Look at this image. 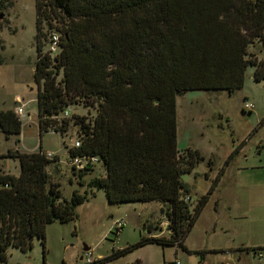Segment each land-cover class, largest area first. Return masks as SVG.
Segmentation results:
<instances>
[{
    "label": "trees",
    "instance_id": "1",
    "mask_svg": "<svg viewBox=\"0 0 264 264\" xmlns=\"http://www.w3.org/2000/svg\"><path fill=\"white\" fill-rule=\"evenodd\" d=\"M9 2L0 0V11ZM34 4L32 74L39 136L49 130L64 134L75 125L79 145L69 148V158L94 156L104 169L89 185L103 189L109 203L160 202L167 221V236H142L90 264H106L146 242L189 251L184 239L224 168L189 209L181 174L203 157L196 149L177 148L175 97L193 89L240 88L249 64L254 66V79H264V59L247 52L249 43L262 38L264 0H35ZM44 26L54 31L49 36H57L54 54L44 51ZM79 104L93 114L62 115L66 107ZM21 127L13 109L0 110V131L6 137L18 135ZM4 157L19 164L17 175L0 168V264H14L7 259L10 246L26 251L33 237L44 245L45 225L75 219V208L87 192L73 190L69 198L63 197L46 170L57 158L47 156L40 146L32 151L9 148L0 153ZM87 167L78 169L77 175L81 177ZM198 253L203 257V251ZM131 264L142 263L135 259Z\"/></svg>",
    "mask_w": 264,
    "mask_h": 264
},
{
    "label": "rangeland",
    "instance_id": "2",
    "mask_svg": "<svg viewBox=\"0 0 264 264\" xmlns=\"http://www.w3.org/2000/svg\"><path fill=\"white\" fill-rule=\"evenodd\" d=\"M35 0H10L0 11V110L23 104L25 116L18 135L0 131V153L9 148L41 150L57 159L47 165L48 179L58 182L60 193L69 198L73 190L86 193L76 206L73 220L51 221L45 225V242L33 237L26 251L10 246L8 262L14 264H73L89 246L96 258L113 249L133 245L142 236L168 235L162 203L156 201L109 203L103 189L89 185L104 169L92 162L79 177L68 155L77 140V127L70 125L60 134L49 130L38 134L36 84L33 80L35 55ZM44 51L51 49L53 30L45 26ZM50 31V32H49ZM55 35V34H54ZM247 52L264 59L262 38L249 43ZM254 66L247 65L242 87L193 89L175 97L176 144L178 149H196L203 157L190 172L181 174L188 190L189 209L207 193L216 173L224 168L216 187L209 193L184 244L136 245L106 264H264V79L255 80ZM244 100L251 107L244 106ZM72 115L90 117L92 109L83 105L66 107ZM61 117V116H59ZM16 139H19L16 141ZM236 152L228 159L234 147ZM228 163L225 164V160ZM211 160V166L209 165ZM0 168L17 175V159L0 158ZM124 219L116 229V221ZM150 227V231L147 229ZM44 247V248H43ZM203 251L204 255L198 253Z\"/></svg>",
    "mask_w": 264,
    "mask_h": 264
},
{
    "label": "built area",
    "instance_id": "3",
    "mask_svg": "<svg viewBox=\"0 0 264 264\" xmlns=\"http://www.w3.org/2000/svg\"><path fill=\"white\" fill-rule=\"evenodd\" d=\"M52 45H51V49H54L56 47V42H57V36L56 35H52ZM244 106L247 107H251V104L248 103L246 100H244ZM14 113L22 120L23 118H25V116L29 117V115L24 111V106L23 104L21 106H16L13 109ZM63 114H67V111H63ZM74 145H79L78 142H75ZM47 156H50L49 153H47ZM97 158L94 156H82V157H73L72 158V165L77 168V169H82L84 166L91 164L92 162H96ZM124 223V219L120 218L119 220L116 221V225L117 228H120L121 226H123ZM81 258L78 259L76 262H74L73 264H90L92 263L96 258L100 257H94L93 254L90 252V250H86L83 251L81 253ZM173 264H181L178 260H175L173 262Z\"/></svg>",
    "mask_w": 264,
    "mask_h": 264
},
{
    "label": "water",
    "instance_id": "4",
    "mask_svg": "<svg viewBox=\"0 0 264 264\" xmlns=\"http://www.w3.org/2000/svg\"><path fill=\"white\" fill-rule=\"evenodd\" d=\"M89 249V246H87V245H83V247H82V251H86V250H88ZM81 258V256H79V259Z\"/></svg>",
    "mask_w": 264,
    "mask_h": 264
}]
</instances>
